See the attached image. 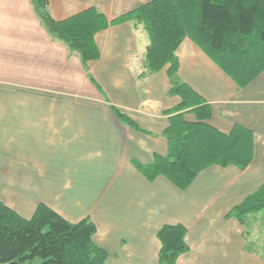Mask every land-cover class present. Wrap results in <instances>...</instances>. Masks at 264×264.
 Listing matches in <instances>:
<instances>
[{
  "label": "crops",
  "instance_id": "1",
  "mask_svg": "<svg viewBox=\"0 0 264 264\" xmlns=\"http://www.w3.org/2000/svg\"><path fill=\"white\" fill-rule=\"evenodd\" d=\"M151 1L49 0L47 11L63 21L95 9L110 23ZM94 43L98 57L83 65L44 29L31 0H0V202L24 219L38 204L72 224L89 219L106 264H159L157 231L175 225L188 246L175 264H264V209L242 222L228 216L264 187V69L238 87L192 40L180 42L177 78L206 108L184 110V120L222 134L242 127L253 144L245 169L212 165L182 190L134 166L167 153L175 115L167 112L181 101L168 66L139 77L149 38L132 21L109 24Z\"/></svg>",
  "mask_w": 264,
  "mask_h": 264
},
{
  "label": "trees",
  "instance_id": "2",
  "mask_svg": "<svg viewBox=\"0 0 264 264\" xmlns=\"http://www.w3.org/2000/svg\"><path fill=\"white\" fill-rule=\"evenodd\" d=\"M49 0H31L41 25L48 34L78 53L83 65L98 57L94 35L109 24L127 21L143 26L148 34L143 70L145 78L168 66L170 94L180 104L167 112L164 131L167 153L154 155L152 163L136 169L148 180L162 176L179 189H186L196 176L212 165H233L245 169L252 159V139L242 127L222 134L203 122L188 123L184 110L206 109L199 97L177 78L175 50L184 38L192 40L234 80L246 86L264 69V41L256 34L264 27V0H153L108 23L95 9L85 10L63 21H55L47 11ZM118 119L137 129L125 115L112 107ZM204 113L201 117H207ZM264 209V187L246 197L228 214L243 221L248 214ZM186 229L181 225L163 226L157 231L160 242L159 264H175L188 251ZM95 227L89 219L72 224L43 204L30 219H24L0 202V264H106V253L92 236Z\"/></svg>",
  "mask_w": 264,
  "mask_h": 264
}]
</instances>
